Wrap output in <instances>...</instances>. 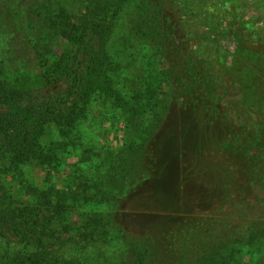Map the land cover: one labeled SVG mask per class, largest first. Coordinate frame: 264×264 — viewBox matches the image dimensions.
<instances>
[{"label":"rangeland","instance_id":"374dc122","mask_svg":"<svg viewBox=\"0 0 264 264\" xmlns=\"http://www.w3.org/2000/svg\"><path fill=\"white\" fill-rule=\"evenodd\" d=\"M216 1V13L191 7V28L217 43V73L243 89L264 122V4L237 1L255 18L250 37L221 10L230 0ZM156 4L61 0L51 15L61 24L59 8L66 10L76 26L68 39L29 0H0V77L18 92L1 109L21 110L37 149L55 159L15 166L0 138V193L39 220L32 244L41 264H146L153 249L142 243L150 238L154 264L163 246L195 225L218 227L254 194V161L234 149L228 131L193 115L201 95L187 84L177 33L156 22L165 15ZM260 134L237 137L253 145L264 141ZM193 158L200 165L189 179ZM18 239L0 224V260ZM226 243L213 264H264V235Z\"/></svg>","mask_w":264,"mask_h":264},{"label":"trees","instance_id":"16d2710c","mask_svg":"<svg viewBox=\"0 0 264 264\" xmlns=\"http://www.w3.org/2000/svg\"><path fill=\"white\" fill-rule=\"evenodd\" d=\"M29 1L44 10L45 26L55 28L57 25L56 32L65 38L72 39V30H69L68 27L76 26L68 21L69 16L65 15L66 10L63 7L59 8L60 16L63 19L61 24L51 15L53 6L59 7L58 4L61 0ZM237 1L230 0L221 10L227 12V19L238 21L240 29L251 33L250 37H253L255 18L254 16L247 18L244 11L248 8L240 7L237 5ZM254 1L258 5L264 4V0L263 2H261L262 0ZM216 2L220 4L221 1L157 0L156 5L165 15L162 20L157 16L156 22L159 21V26L161 24L168 25L167 32L172 30L173 33H177L178 53H180L182 64H185L188 78H190L187 84L201 95L195 101V114L193 115L206 125L225 129L237 140L232 146L234 149L240 147L242 153H247L248 157L254 161L256 168L252 171V177L257 179V183L253 186V195L235 203L237 210L230 218H226L228 223L222 221L221 225L216 228L210 226L203 228L198 225L191 227L172 245L163 246L165 256L162 258L163 254H161L154 264H213L216 261L217 249L226 246L227 240L246 243L264 235V141L252 145L248 140L245 142L238 140L240 134L245 136L251 129L258 135L264 133L263 119L255 106L245 102L243 89L237 85L234 86L235 84H232L227 76L217 73V43L209 40L202 31L192 29L191 21L188 19L194 4L206 7L209 12L216 13L220 9ZM209 23L218 33L223 31L216 19ZM101 89L104 88L101 86ZM17 100V90L10 87L8 81L0 77V138L6 147L3 148V151L15 166L32 158L43 159L42 161L46 164L53 166L54 157L46 156L43 151L40 152L35 146L34 139L31 140V137H35V129L33 131L29 121H26V117L22 116L23 112L19 109L8 112L1 109L5 105H15ZM249 151H252L253 154H249ZM181 158L187 160L189 157L182 156ZM190 163L187 170L191 173H185L189 179L196 177L198 170L195 169V166L200 165L196 158L190 159ZM7 197L10 196L5 192L0 193V224L11 226L19 239L17 249L6 250V255L2 256L0 264H41L39 253L32 244L39 220L35 219L34 213L27 207L15 205L8 201ZM236 211L238 216H235ZM65 214L62 207L58 208L57 215ZM227 228V232L224 233ZM38 239L41 242L39 236ZM142 244L150 250L153 249L150 251V255L145 256L148 261L146 264H150L151 256L158 249L157 241L152 238L144 239Z\"/></svg>","mask_w":264,"mask_h":264}]
</instances>
